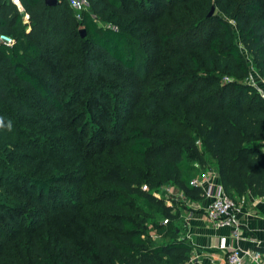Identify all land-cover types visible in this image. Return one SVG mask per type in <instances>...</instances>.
Wrapping results in <instances>:
<instances>
[{"label": "trees", "instance_id": "1", "mask_svg": "<svg viewBox=\"0 0 264 264\" xmlns=\"http://www.w3.org/2000/svg\"><path fill=\"white\" fill-rule=\"evenodd\" d=\"M86 2L20 0L25 23L0 0V264H201L152 192L200 201L212 169L235 201L264 196V0ZM87 207L78 243L61 226Z\"/></svg>", "mask_w": 264, "mask_h": 264}, {"label": "crops", "instance_id": "2", "mask_svg": "<svg viewBox=\"0 0 264 264\" xmlns=\"http://www.w3.org/2000/svg\"><path fill=\"white\" fill-rule=\"evenodd\" d=\"M205 201L192 207L193 213L182 215L185 226L184 237L193 246L192 260L201 264H222L224 251L217 247L219 236H227L229 244L240 249L258 250L263 254L261 264H264V196L254 197L245 194L236 199L239 208L238 238L232 237L231 229H213L206 217ZM198 207V208H195Z\"/></svg>", "mask_w": 264, "mask_h": 264}, {"label": "built area", "instance_id": "3", "mask_svg": "<svg viewBox=\"0 0 264 264\" xmlns=\"http://www.w3.org/2000/svg\"><path fill=\"white\" fill-rule=\"evenodd\" d=\"M9 1L17 6L19 12L23 15V21L27 23L28 15L23 11L20 0ZM66 1L72 8H75L81 0ZM0 43L12 46L15 43V40L7 34L0 33ZM249 80L254 84L251 75L249 76ZM260 80L264 82L263 79ZM256 87L264 98V90L260 89L259 86ZM189 184L193 187L201 188V200L206 202L205 213L211 227L213 229L229 228L231 229L232 237L238 238L239 208L236 201L225 193L223 186L219 181L217 172L212 169L201 170L198 176L189 181ZM198 205L199 204L197 203V206ZM194 206L196 205H193V207ZM167 222L168 219L163 220L164 224ZM153 238H156V236L154 235ZM217 247L219 250L225 252L222 264H261L262 262L263 254L260 251L253 249H240L239 247L231 246L227 236L218 237Z\"/></svg>", "mask_w": 264, "mask_h": 264}, {"label": "rangeland", "instance_id": "4", "mask_svg": "<svg viewBox=\"0 0 264 264\" xmlns=\"http://www.w3.org/2000/svg\"><path fill=\"white\" fill-rule=\"evenodd\" d=\"M75 12L78 15L81 10H88V5L86 0H81L79 2L78 5L75 6ZM148 13H150V10H147ZM154 10L152 9V12ZM94 18V17H93ZM96 19V18H94ZM98 25L100 27H104L105 24H103L102 22L98 21L97 22ZM137 54H138V61L141 60V57L144 56V52L141 51L140 48H138L137 50ZM253 77L252 82L254 83L255 86H259L260 89L264 90V85H263V81H261L257 76L256 72L254 70H251V74ZM6 134V133H5ZM86 137H88V135H86ZM62 156V155H61ZM67 158H70L71 160H73L74 158H76L77 156L74 153H71L69 151L64 152V155ZM62 156V157H63ZM192 162V161H191ZM195 168L201 167V165H197L196 163H193ZM207 167H211L210 165H206ZM143 189L148 190L147 187H143ZM153 194H155L156 198L162 199L164 204L167 206H171L176 210H178L180 212V215H188L191 212L193 213L192 207L193 205H195V203H199V201L196 200H190L188 198H186L182 192L173 184L167 183L165 185H163L162 187L159 188L158 191L156 192H152ZM144 215L143 218L141 219L143 222V226L145 228V231L147 234H155V232L152 230V222H156V220H159V222L161 221V216L157 213H153L154 209L150 208L148 206H144ZM92 209L91 208H85V215L81 214L80 217H78L77 222L75 223V230L74 229H70L69 227V223L71 222V218L68 219V223L65 222L63 226H61V229L64 230V232L66 234H69L70 236H73V238L78 241V243H88L89 242V232L88 229L85 225L89 222L88 218H87V213H91ZM181 218V216H180ZM184 222V221H183ZM179 226V225H178ZM185 226L186 224L181 223V233H180V237H184L185 235ZM48 235L50 237H54V234L52 233L51 235L48 234V232H45V238L48 237ZM158 238L153 240L154 243H161L164 240H166V237L162 234V233H157ZM114 264H122L120 262H115Z\"/></svg>", "mask_w": 264, "mask_h": 264}, {"label": "water", "instance_id": "5", "mask_svg": "<svg viewBox=\"0 0 264 264\" xmlns=\"http://www.w3.org/2000/svg\"><path fill=\"white\" fill-rule=\"evenodd\" d=\"M44 3L47 5V6H53V5H56L59 3V0H44ZM214 12V7L211 8L210 12H209V16L212 15ZM80 34H81V37H84L85 36V31L84 30H80ZM194 262H197V259H194L193 260Z\"/></svg>", "mask_w": 264, "mask_h": 264}]
</instances>
